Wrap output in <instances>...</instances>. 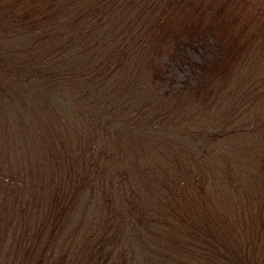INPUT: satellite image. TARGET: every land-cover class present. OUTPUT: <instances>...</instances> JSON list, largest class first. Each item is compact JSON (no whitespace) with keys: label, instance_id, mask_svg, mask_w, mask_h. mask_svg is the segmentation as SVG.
I'll return each mask as SVG.
<instances>
[{"label":"trees","instance_id":"trees-1","mask_svg":"<svg viewBox=\"0 0 264 264\" xmlns=\"http://www.w3.org/2000/svg\"><path fill=\"white\" fill-rule=\"evenodd\" d=\"M0 264H264V0H0Z\"/></svg>","mask_w":264,"mask_h":264},{"label":"rangeland","instance_id":"rangeland-1","mask_svg":"<svg viewBox=\"0 0 264 264\" xmlns=\"http://www.w3.org/2000/svg\"><path fill=\"white\" fill-rule=\"evenodd\" d=\"M193 55H194L195 57L198 56L196 53H194ZM174 68H176V67H174ZM186 72H188V70H186L185 72H181L182 74L178 75V77H176V79H177L178 81L182 80L183 77H184V74H185ZM186 74H187V73H186Z\"/></svg>","mask_w":264,"mask_h":264}]
</instances>
